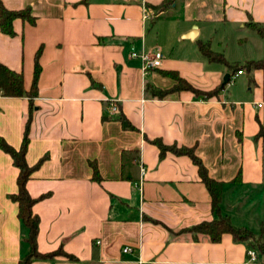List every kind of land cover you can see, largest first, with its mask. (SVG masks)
Returning <instances> with one entry per match:
<instances>
[{"label": "crops", "instance_id": "crops-1", "mask_svg": "<svg viewBox=\"0 0 264 264\" xmlns=\"http://www.w3.org/2000/svg\"><path fill=\"white\" fill-rule=\"evenodd\" d=\"M2 1L10 10L30 7L37 23L15 20L14 37L0 30V62L23 73L27 91L39 49L42 71L33 99L0 95V136L20 149L31 119L26 160H45L27 188L34 198L48 195L34 206L39 251L63 246L78 259L33 264H251L250 243L229 234L215 243L170 232L216 216L192 160L161 158L152 141L194 147L209 175L225 183L221 211L233 222L226 198L239 185L264 182V144L255 141L264 124V71L239 75L235 81L247 77L242 92L226 86L209 99L187 90L159 97L148 86L173 89L170 72L202 91L220 86L230 70L209 63L200 44L225 57L231 47L247 51L256 34L247 24L264 27V0H176L162 13L152 8L164 0ZM154 51L164 54L163 65L148 72L131 56ZM112 101L118 114L109 111ZM240 173L241 182H232ZM18 176L0 148V264H19L30 251L19 206L9 198Z\"/></svg>", "mask_w": 264, "mask_h": 264}, {"label": "trees", "instance_id": "trees-1", "mask_svg": "<svg viewBox=\"0 0 264 264\" xmlns=\"http://www.w3.org/2000/svg\"><path fill=\"white\" fill-rule=\"evenodd\" d=\"M175 3L176 0H164L162 4L157 7H153L152 9L155 10L156 13H162L172 7ZM17 19H21L23 22L29 23L31 25H36L37 23V17L33 15L32 9L30 7L20 10H10L4 5L3 1L0 0L1 32L5 35L14 37L16 35L14 21ZM247 25L264 41V27L262 25L254 22L252 19ZM200 51L209 63L222 64L229 68L231 74L228 83H230L232 76L237 74L239 71H246L250 74L257 70L264 71V58L260 60H250L245 63L229 62L223 53L214 51L211 48L209 42L201 43ZM41 52L42 49H39L35 56L33 83L29 91L25 89L23 73L12 70L0 62V95L7 97L28 96L31 99L38 95V82L42 71L40 64ZM169 75L177 81V84L173 89L160 90L153 88L152 86H148V89L150 88L153 93L159 97H165L172 92L187 90L193 92L198 97L209 99L218 96L228 85V83L224 82L211 91H202L192 86L177 73L170 72ZM119 120L125 129H134L133 125L130 124L126 118L120 117ZM30 122L31 119H29L26 124L24 139L20 149L14 148L3 137L0 136V148L12 157L14 166L19 170V176L17 179L18 192L9 195V198L18 204V217L28 230V235L25 238V241L28 243L30 251L19 261V264H33L35 260H52L56 257H65L70 261H77L78 259L74 255L66 252L63 246H60L57 250L49 253H42L39 251L38 236L40 233V217L34 212V206L40 200L48 197V195L34 198L31 196L27 188V184L32 178L33 173L45 160V158H43L35 166H30L26 160V154L29 145ZM255 141L257 143L261 141L264 144L263 123H260L259 131L255 136ZM152 143L158 146L161 158L166 156L168 153H172L177 156H188L192 160L194 165H196L198 168L202 183H204L210 194L212 213L216 216L211 221H203L199 224L184 228L179 231L170 230L174 236L191 235L194 241L207 239L215 243L220 242L223 236L226 234L231 235L236 242L250 243V240H254L256 237L255 233L250 231L248 228L234 225L229 215L222 214L221 203L225 183L218 181L209 175L207 167L203 163L202 159L196 154L194 147L166 145L160 139L153 140ZM92 165L94 170L93 179L95 181H100L101 176L99 174L98 168L95 164ZM232 182H241V173ZM258 237L263 241L259 240L253 245L250 243V248L256 250L258 256L262 258L264 257V225L262 226L261 233Z\"/></svg>", "mask_w": 264, "mask_h": 264}, {"label": "rangeland", "instance_id": "rangeland-1", "mask_svg": "<svg viewBox=\"0 0 264 264\" xmlns=\"http://www.w3.org/2000/svg\"><path fill=\"white\" fill-rule=\"evenodd\" d=\"M264 45V41L257 35H254V39L251 40L249 49L242 51L231 47L226 54V57L240 58L249 57L251 60H259L264 58V53L260 49ZM248 52V54L246 53ZM246 72V71H244ZM247 77L242 76L237 81L231 82L227 85L228 90L242 92L244 82L246 83ZM235 195L226 198V205L228 206L229 213L232 215L233 224L238 227L248 228L250 231L256 234L254 240H250L253 245L259 240V234L261 233L262 226L264 225V182L259 185L250 186H237L235 188ZM264 239V237H263ZM264 257L260 258L259 261L263 262Z\"/></svg>", "mask_w": 264, "mask_h": 264}, {"label": "built area", "instance_id": "built-area-1", "mask_svg": "<svg viewBox=\"0 0 264 264\" xmlns=\"http://www.w3.org/2000/svg\"><path fill=\"white\" fill-rule=\"evenodd\" d=\"M145 18L146 19L149 18L148 13L146 14ZM131 56L134 58H140L143 61V70L145 72L161 68L163 65V61H164V54L161 51H154L152 53L142 52L140 54H138L137 52H132ZM243 73H244V71H239L236 75H234L231 78V82H234L236 80V78ZM258 106L262 107L263 104H259ZM109 111L112 115L119 113V107L115 101H112L110 103ZM145 172H146V169L144 166H142L141 167L142 180H141L140 186L143 185V179L145 176ZM123 251H124V253H130V252H132V248L126 247ZM248 256L250 257V263L251 264H262L259 261V256H258V253L256 250H254L252 248L249 249L248 250Z\"/></svg>", "mask_w": 264, "mask_h": 264}, {"label": "water", "instance_id": "water-1", "mask_svg": "<svg viewBox=\"0 0 264 264\" xmlns=\"http://www.w3.org/2000/svg\"><path fill=\"white\" fill-rule=\"evenodd\" d=\"M229 78H230V74H227V75L225 76V78H224V82H225V83H228Z\"/></svg>", "mask_w": 264, "mask_h": 264}]
</instances>
